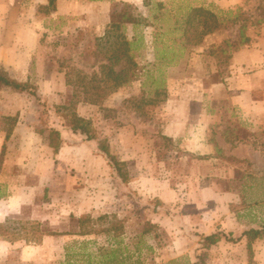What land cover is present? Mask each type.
<instances>
[{"label": "rangeland", "instance_id": "374dc122", "mask_svg": "<svg viewBox=\"0 0 264 264\" xmlns=\"http://www.w3.org/2000/svg\"><path fill=\"white\" fill-rule=\"evenodd\" d=\"M195 7L214 13L220 28L186 44L182 22ZM124 12L139 24H122L108 41V30L45 34L40 60L15 76L0 68L28 87H0V171L12 169L17 186L37 190L27 207L45 219L27 220L33 212L23 208L0 223V264H264V240L254 243L249 259L240 238L264 223V210L238 200L239 176L221 179L225 174L213 172L218 164H203L161 133L168 95L192 100L193 85L208 89L215 82L230 94L234 44L242 27L250 42L264 30V0L119 2L109 24ZM118 35L130 43L132 59L113 66L129 80L115 89L101 66L111 63ZM161 86L166 95L155 96ZM74 126L85 134L73 133ZM49 137L53 144L63 137L56 152ZM41 158L46 173L34 179ZM254 184L264 191L263 181ZM217 232L233 240L204 249L203 238Z\"/></svg>", "mask_w": 264, "mask_h": 264}, {"label": "crops", "instance_id": "0c3cea01", "mask_svg": "<svg viewBox=\"0 0 264 264\" xmlns=\"http://www.w3.org/2000/svg\"><path fill=\"white\" fill-rule=\"evenodd\" d=\"M49 1L0 0V68L10 76L28 67L26 63L40 60L36 51H40L45 34L65 37L78 29L99 34L103 30L104 34L113 7L119 2L138 0H55L52 10L47 9ZM232 62V84L227 88L230 94L221 82H215L208 89L201 84L193 85L192 100L168 95L161 108L164 112L161 133L177 142L183 151L201 158L203 164H218L213 172L225 174L221 179L228 181L229 174L239 176L238 189H234L238 191V200L264 210V191L258 193L254 184L256 179L264 182V30L255 40L251 39L250 46L236 52ZM222 99L227 101L219 103ZM45 165L43 158L36 163L34 179L45 175ZM209 177L211 174L202 176V180ZM17 183L16 172L1 169L0 223L12 219L23 208L33 212L27 220L44 222L39 208L27 207L28 194L37 190ZM207 189L217 190L215 185Z\"/></svg>", "mask_w": 264, "mask_h": 264}, {"label": "trees", "instance_id": "16d2710c", "mask_svg": "<svg viewBox=\"0 0 264 264\" xmlns=\"http://www.w3.org/2000/svg\"><path fill=\"white\" fill-rule=\"evenodd\" d=\"M55 0H50L49 1V8H53ZM116 16H119V20L118 22H111V24H109V29H107L108 31L106 32V35L104 36V39H107V41L113 37L111 36L112 31L114 29L119 28L122 24L124 23H137V22H133L134 19H132L129 15H127L125 12L123 14H117ZM114 18V15H113ZM259 22V21H258ZM261 22V21H260ZM121 23V24H120ZM183 27H182V34L186 37L185 38V42L186 44H191L194 41L196 43H200L202 42L203 38L209 34L214 33L215 31L219 30L220 28V23L218 22V19L216 17V15L214 13H212L209 10L206 9H202V8H189L186 16L183 20ZM264 23V22H262ZM139 23L135 24L138 25ZM199 25L202 26L201 30L198 32L197 28L194 25ZM244 27H242L239 31V42L235 45V49L233 52H238L241 48H243L244 46L249 45L250 43V38L247 37L244 34ZM187 34V35H185ZM181 45V44H179ZM179 45H177L178 47V53H176V56L178 55L179 57H182L184 48H180ZM129 47H130V43L128 41H126L125 37L123 36H117L115 43H114V50H113V55L109 58V61L111 62L109 65H102V69H106V79L110 78L113 83H114V88L117 89L125 84L128 83V74L125 71H120L119 73L114 72L113 70V66L118 63L121 59L126 60V62H130L131 61V57L128 55L129 52ZM176 52V48H173L170 50V55H173L172 53ZM161 55H159V59H164L165 55H164V51L161 50ZM167 57V56H166ZM178 57V58H179ZM170 58V61H173L174 56L171 58L170 56L167 57ZM95 79H98V76L95 75ZM0 87H9L15 91H19V92H23L26 91L28 89L26 84L23 83H19L15 80L10 79L5 73L0 71ZM91 89H94L93 87ZM159 95H166L165 89L163 86L155 89V96H159ZM79 122V121H78ZM78 130H82L81 134H85V131L82 127H77L74 126L72 127V132L76 133ZM84 131V132H83ZM50 133L57 135L58 132L57 131H51ZM87 140H92V136H87ZM62 140L59 139V142L53 144L52 143V139L49 137V146L56 152L59 149V145L61 143ZM104 151H106L105 148L101 147ZM108 155V154H107ZM111 161L113 162V164L115 166L116 163L114 162V158L110 157ZM0 230H1V225H0ZM232 233H229L228 235H225L224 233H214L211 234L209 236H206L203 238L202 240V246L204 249H209L210 247L216 245L217 243H219L222 239L224 240H228V241H232ZM240 238H244L246 241V250H247V254L249 259H252L253 256V245L256 241H261L264 240V223L257 227V228H250L246 231H244L242 233V235L240 236Z\"/></svg>", "mask_w": 264, "mask_h": 264}]
</instances>
